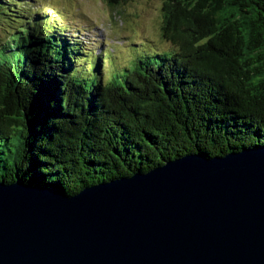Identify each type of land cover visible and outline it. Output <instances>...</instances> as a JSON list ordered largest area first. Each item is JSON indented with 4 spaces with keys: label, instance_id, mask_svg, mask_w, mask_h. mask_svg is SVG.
Segmentation results:
<instances>
[{
    "label": "trees",
    "instance_id": "obj_1",
    "mask_svg": "<svg viewBox=\"0 0 264 264\" xmlns=\"http://www.w3.org/2000/svg\"><path fill=\"white\" fill-rule=\"evenodd\" d=\"M127 1L115 0L119 15ZM161 1L168 50L139 53L104 83L105 53L85 68L90 52L73 34L26 17L9 30L0 43V183L76 194L187 154L264 146V0ZM19 6L0 0V19L14 22ZM99 108L126 119L101 121Z\"/></svg>",
    "mask_w": 264,
    "mask_h": 264
},
{
    "label": "water",
    "instance_id": "obj_2",
    "mask_svg": "<svg viewBox=\"0 0 264 264\" xmlns=\"http://www.w3.org/2000/svg\"><path fill=\"white\" fill-rule=\"evenodd\" d=\"M0 264H264V146L76 194L0 183Z\"/></svg>",
    "mask_w": 264,
    "mask_h": 264
},
{
    "label": "rangeland",
    "instance_id": "obj_3",
    "mask_svg": "<svg viewBox=\"0 0 264 264\" xmlns=\"http://www.w3.org/2000/svg\"><path fill=\"white\" fill-rule=\"evenodd\" d=\"M14 1L20 3V12H10L14 22H9L6 18L0 19V43L9 35V30H14L13 26L21 22L24 25L25 20L40 30L69 32L74 38L83 41L90 52L86 53L88 58L84 62L87 65L89 61L91 63L85 68L89 69L98 62L94 55L104 56L105 53L99 72V79L103 83L108 78L110 68L121 70L136 59L139 53L146 51L153 54L159 49L164 50L162 54L168 50L165 49L168 47L167 42L160 35L161 0H128L122 5V15L115 10V0ZM189 81V86L199 92H206L213 99L200 77H189ZM97 111L101 121L111 124L118 125L125 118L122 114L104 113L101 108Z\"/></svg>",
    "mask_w": 264,
    "mask_h": 264
}]
</instances>
